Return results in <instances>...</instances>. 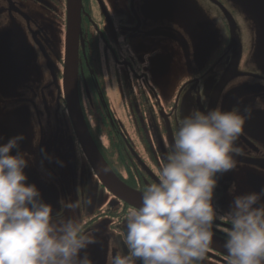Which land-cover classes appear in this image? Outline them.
I'll return each instance as SVG.
<instances>
[{
	"label": "flooded vegetation",
	"instance_id": "af4514ba",
	"mask_svg": "<svg viewBox=\"0 0 264 264\" xmlns=\"http://www.w3.org/2000/svg\"><path fill=\"white\" fill-rule=\"evenodd\" d=\"M76 86L81 112L112 173L138 192L158 179L178 120L194 109L248 110L237 168L220 178L225 214L236 193L264 187V0H80ZM66 0H0V143L23 133L29 182L63 212L92 200L84 223L107 264L127 201L88 162L63 88ZM63 166H61V163ZM231 226L214 222L224 241ZM210 246L202 264H227Z\"/></svg>",
	"mask_w": 264,
	"mask_h": 264
},
{
	"label": "clouds",
	"instance_id": "9594fccd",
	"mask_svg": "<svg viewBox=\"0 0 264 264\" xmlns=\"http://www.w3.org/2000/svg\"><path fill=\"white\" fill-rule=\"evenodd\" d=\"M247 114L216 107L178 120L158 179L121 216L107 264H202L220 219L231 226L223 244L227 264H264V187L237 194L233 185L226 216L215 200L220 178L237 168ZM25 138L0 143V264H94L88 248L97 238L84 223L92 200L64 201L63 212L47 202L29 182Z\"/></svg>",
	"mask_w": 264,
	"mask_h": 264
},
{
	"label": "water",
	"instance_id": "95a60500",
	"mask_svg": "<svg viewBox=\"0 0 264 264\" xmlns=\"http://www.w3.org/2000/svg\"><path fill=\"white\" fill-rule=\"evenodd\" d=\"M80 6V0H66L67 21L63 67V88L68 114L83 152L100 180L117 197L127 201L131 205L139 206L141 198L140 192L125 185L112 173L91 138L81 112L76 86L77 39L80 29ZM258 11L259 16L262 18L264 23L263 7L258 8ZM223 244L224 241L213 238V244L211 246L217 247L218 249L226 252Z\"/></svg>",
	"mask_w": 264,
	"mask_h": 264
}]
</instances>
